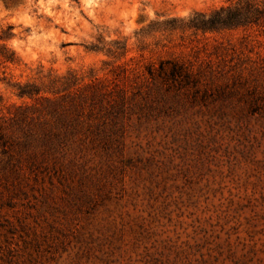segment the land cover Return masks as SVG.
Listing matches in <instances>:
<instances>
[{
    "label": "rangeland",
    "instance_id": "obj_1",
    "mask_svg": "<svg viewBox=\"0 0 264 264\" xmlns=\"http://www.w3.org/2000/svg\"><path fill=\"white\" fill-rule=\"evenodd\" d=\"M237 1L0 0V264H264V18L189 26Z\"/></svg>",
    "mask_w": 264,
    "mask_h": 264
},
{
    "label": "trees",
    "instance_id": "obj_2",
    "mask_svg": "<svg viewBox=\"0 0 264 264\" xmlns=\"http://www.w3.org/2000/svg\"><path fill=\"white\" fill-rule=\"evenodd\" d=\"M264 18V0H239L235 5L222 6L211 14L197 12L189 26L196 30L208 31L259 23ZM11 28V27H10ZM173 69L172 74L177 73ZM25 88L20 91L26 94Z\"/></svg>",
    "mask_w": 264,
    "mask_h": 264
}]
</instances>
